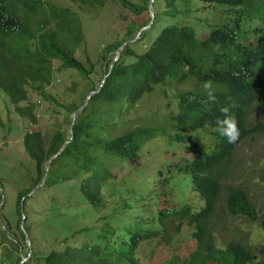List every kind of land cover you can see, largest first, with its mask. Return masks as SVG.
<instances>
[{"label": "trees", "instance_id": "16d2710c", "mask_svg": "<svg viewBox=\"0 0 264 264\" xmlns=\"http://www.w3.org/2000/svg\"><path fill=\"white\" fill-rule=\"evenodd\" d=\"M71 1L81 13L46 0H0V91L7 95L18 116L37 125L36 111L40 109V102L72 115L84 106L91 92L99 91L78 115L73 135L67 132V123L55 128L48 138L40 131L26 132L22 144L35 165L33 187L41 186L46 164L72 137L65 150L50 163L42 188L51 189L82 178L80 194L87 205L96 209L103 202L102 191L114 183L113 169L123 163L136 166L140 160L157 152L158 148H152L153 142L164 139L187 144L186 149L193 158L177 167V172L191 176L200 205L167 204L171 197L178 199L173 193L176 176L172 177L169 166L163 169L159 165L149 171L152 188L146 196L138 197L141 199L139 208L119 205L109 215L98 218L100 226L87 242L71 245L70 239H65L63 251L47 255L27 253L24 257H30L24 264H141L136 254L143 243L168 240L186 226L194 230L196 246L185 264H253L255 255L248 245L232 241L225 248H218L209 226L223 195L226 210L232 217H244L252 223L260 219L249 193L223 181L235 174L231 163L241 144L264 134V122L253 126L247 122L250 112L264 104V0H198L204 8L224 7L225 16L235 15L233 22L212 25L208 36L202 39L190 24H165L149 47L139 54L135 46L146 39L154 25L149 17L150 0H144V7L130 0H111L135 19L122 39L103 48L101 59L107 64L98 84L93 83L92 77L95 64L87 57L85 65L76 55L86 40L81 14L86 10H102L107 0ZM181 1L185 7L177 8ZM187 1L154 0L153 7L155 11L164 2L165 16L186 17L183 13H189ZM156 19L155 13L154 21ZM151 21V27L122 50L109 72L117 50L125 42L133 41ZM54 62L60 63L63 69L75 71L91 84L81 92L79 101L66 104L47 91L55 80ZM59 72L58 68L56 73ZM206 81L211 82L209 90L202 86ZM190 82H194L199 91L176 93L178 112L170 131L163 127L138 128L110 137L112 131L115 133L118 126L125 123L126 115L144 97L151 96L156 87L170 84L182 88ZM208 91L215 96L214 101L209 100ZM225 106L230 108L240 133L232 146L215 132V120L220 116V108ZM4 127L0 116V128ZM207 129L214 142L210 150L204 148L196 136L198 132L209 131ZM161 148L163 151L164 147ZM171 155L174 157L175 152ZM25 195L27 192L17 196L16 228L26 247V236L20 228L21 201ZM37 197L35 194L27 198L23 202L24 209ZM0 219V253L3 241L8 240L18 253L14 264H20L22 245L16 238H10L9 221L1 216ZM27 221L25 213L26 232ZM256 264H264V261Z\"/></svg>", "mask_w": 264, "mask_h": 264}, {"label": "rangeland", "instance_id": "374dc122", "mask_svg": "<svg viewBox=\"0 0 264 264\" xmlns=\"http://www.w3.org/2000/svg\"><path fill=\"white\" fill-rule=\"evenodd\" d=\"M46 1L61 8H69L72 12L81 13L71 0ZM130 1L138 7H144V0ZM183 6L185 7L184 1L177 3V8ZM186 6L189 13L183 14H187V19L184 15L165 16L167 8L164 2L156 7L155 11L153 7L152 14L149 11V17L151 20L153 18L154 25L146 39L135 46V51L139 54L146 50L162 27L166 26L165 24H190L202 39L208 36L212 25L225 21L231 23L235 18V15L225 16L224 7L204 8L198 0L187 1ZM155 13L157 19L154 21ZM159 13H161L160 18ZM81 18L86 40L76 57L85 65L89 57L95 64V73L92 77L93 83L98 84L104 76L107 64V61L101 59L103 48L122 39L135 16L111 0H107L102 10L98 12L86 10L81 14ZM113 56L116 57V53ZM58 68L60 72L56 73ZM54 70L55 80L47 91L63 103L79 101L81 92L91 85L82 80L75 71L61 68L58 62H54ZM179 91H199V88L194 82L182 88L170 84L156 87L151 96L144 97L126 115L127 117L125 116V123L120 124L115 133L112 131L110 137L114 138L138 128L163 127L170 131L173 117L178 112L175 95ZM39 104L40 109L36 111L38 123L34 125L28 119L18 116L7 95L0 91V116L5 123V127L0 128V209L4 207L0 216L4 220L7 219L12 226L10 238H16L22 245L20 257L26 258L24 256L32 252L36 255H47L52 251H63L65 239H70L71 245H81L87 242L100 226L98 223L100 216L109 215L113 209L123 204L131 206V209L139 208L141 199L138 197L140 194L146 196L148 190L152 188L149 171L159 165L163 169L169 166L172 177L176 176L173 193L178 199L174 200L171 197L166 201L167 204L200 205V198L192 187L191 176L177 172V167H182L186 161L193 158L186 149L187 144H174L164 139L153 142L152 148H158L157 152L138 161L136 166L123 163L113 169L114 183L102 191L103 202L96 209L87 205L80 194L79 185L82 178L51 189L42 188L43 186L33 187L35 165L24 150L22 144L24 135L26 132L40 131L48 138L55 128L66 123L67 132L70 134L73 119V114L68 115L54 105L45 102ZM259 121L264 122V104L256 106L250 112L247 122L249 126H253ZM196 136L200 138L204 148L210 150L214 146L210 130L198 132ZM161 147H164L163 151ZM173 152H175L174 157L171 155ZM231 165L235 174L223 183L245 189L257 205L260 219L257 223H252L244 217H232L226 210L225 195H223L209 227L218 248H225L232 241H240L250 247L255 255L253 264H256L264 261V134L242 143ZM20 192H27L23 197L25 200L38 194L37 199L28 202L25 209L23 206L24 217L25 213L28 217L26 223L28 232L24 233L28 237V240L26 237V247L16 228L18 220L16 200ZM128 212L131 214L132 210ZM193 231L186 226L180 234H173L168 240L156 239L143 243L136 255L141 264H185V260L189 259L190 253L196 246ZM17 255L10 242L3 241L0 264H14Z\"/></svg>", "mask_w": 264, "mask_h": 264}, {"label": "water", "instance_id": "95a60500", "mask_svg": "<svg viewBox=\"0 0 264 264\" xmlns=\"http://www.w3.org/2000/svg\"><path fill=\"white\" fill-rule=\"evenodd\" d=\"M153 2H154V0H150V5H149V11H150V14H152ZM152 20H153V18H152ZM151 24H152V21H151L150 25H151ZM149 27H150V26H147V27L143 28V29L138 33L137 37H136L133 41H127V42H125V43H124V44H123V45L117 50V52H116V57H115V59L113 60L112 64L110 65V70H109V72H111V70H112V68H113V66H114V64H115V62L119 59V56H120L122 50H123L127 45H129V44L135 42L136 40H138V39L140 38L141 33L144 32V31H146ZM105 78H106V77H105ZM105 78H104V80L102 81V84H101L100 88L103 86V84H104V82H105ZM98 92H99V91H97V92H91V93L87 96L84 106L81 107L79 110H77L76 112L73 113V119H72V123H71V126H70V134H71V135H73V126H74V124H75V121H76L78 115L81 114V113L85 110V108H86V107L88 106V104H89V100H90L94 95H96ZM71 140H72V137H71L70 141H71ZM70 141H69V142H70ZM69 142L65 143L64 146H63V147L61 148V150L59 151V153H58L57 155H55L54 157H52V158L48 161V163L46 164V166H45V174H44V177H43V183L41 184V186L44 185V183H45V181H46L47 174H48V171H49V169H50V163H51L54 159H56V158H57V157H58V156H59V155L65 150V148L67 147V145H68ZM24 200H25V198H23L22 201H21L22 222H21V224H20V228H21V230L23 231V233L26 234L25 229H24V221H25L24 210H23V202H24ZM26 237H27V236H26ZM27 240H28V237H27ZM29 257H30V255H29L28 257H26V258H23V260H22V262H21L20 264H24L25 262H27L28 259H29Z\"/></svg>", "mask_w": 264, "mask_h": 264}, {"label": "clouds", "instance_id": "9594fccd", "mask_svg": "<svg viewBox=\"0 0 264 264\" xmlns=\"http://www.w3.org/2000/svg\"><path fill=\"white\" fill-rule=\"evenodd\" d=\"M203 88L209 90L211 88V82L206 81L203 83ZM209 100H215V96L211 91H208ZM220 116L215 120V132L217 135L229 145L232 146L237 142L239 138V130L237 124L230 114V108L228 106L220 108Z\"/></svg>", "mask_w": 264, "mask_h": 264}]
</instances>
